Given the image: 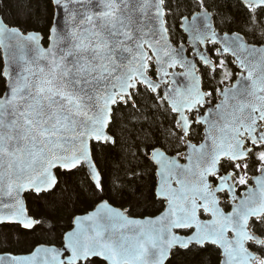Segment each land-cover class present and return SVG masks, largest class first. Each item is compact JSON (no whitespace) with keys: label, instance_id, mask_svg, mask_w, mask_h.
Here are the masks:
<instances>
[{"label":"snow or ice","instance_id":"obj_1","mask_svg":"<svg viewBox=\"0 0 264 264\" xmlns=\"http://www.w3.org/2000/svg\"><path fill=\"white\" fill-rule=\"evenodd\" d=\"M69 206L0 264H264V0H0V225Z\"/></svg>","mask_w":264,"mask_h":264},{"label":"trees","instance_id":"obj_2","mask_svg":"<svg viewBox=\"0 0 264 264\" xmlns=\"http://www.w3.org/2000/svg\"><path fill=\"white\" fill-rule=\"evenodd\" d=\"M14 3H24L25 0H13ZM32 6L35 8L36 0H32ZM29 207L39 208V204L29 202ZM81 208L84 206L81 205ZM48 212L46 209L40 208L39 211L33 213V215L39 217L47 216ZM72 214L71 207H61L56 213L54 220L58 221L56 224V231L49 234L48 231H42L39 228L35 232L28 231L26 234H21L16 231L14 226H2L0 227V249H6L14 253L26 252L32 245L41 242H59V235L62 233L64 228L69 221ZM47 228V225L45 226ZM8 235L10 240L5 243L4 235ZM18 241V242H17Z\"/></svg>","mask_w":264,"mask_h":264},{"label":"water","instance_id":"obj_3","mask_svg":"<svg viewBox=\"0 0 264 264\" xmlns=\"http://www.w3.org/2000/svg\"><path fill=\"white\" fill-rule=\"evenodd\" d=\"M2 226H5V225H0V227H2ZM10 226V225H9Z\"/></svg>","mask_w":264,"mask_h":264}]
</instances>
